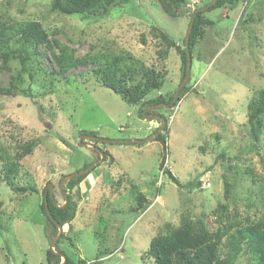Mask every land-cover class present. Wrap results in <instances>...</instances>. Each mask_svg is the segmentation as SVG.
I'll return each instance as SVG.
<instances>
[{"label": "rangeland", "instance_id": "374dc122", "mask_svg": "<svg viewBox=\"0 0 264 264\" xmlns=\"http://www.w3.org/2000/svg\"><path fill=\"white\" fill-rule=\"evenodd\" d=\"M49 3L0 0V20H39L50 36L74 47L76 55L90 49L120 51L147 66L162 64L165 83L147 97H167L175 90L180 76L178 54L171 48L160 58L148 29L153 23L181 44L189 14L173 19L151 0H132L112 7L106 16L85 18L52 12ZM195 4L193 0L188 6ZM205 13L213 24L205 28L194 48L191 88L174 106L146 109L145 115L158 112L166 117V149L154 138L138 144L110 142L149 138L160 121L139 117L138 106L102 86L85 70L90 66L74 68L66 77L56 76L52 93L43 94L42 87L26 74L21 87H29L26 93L31 96L0 93V146L13 155L17 143L36 141L32 152L22 158L18 177L35 191L19 198L1 179L0 170V223L6 227L0 231V264H47L45 250L52 236L44 229L45 217L39 208L42 193L50 183L61 205L65 177L85 163L90 166L96 161V166L84 172L89 171L71 192L76 214L70 227L64 226L58 246L74 260L96 259V264H153L143 256L150 239L166 227L164 223L175 226L185 214L204 213L212 229L211 211L222 200L224 177L231 181L232 195L243 210L249 195L264 192V183L252 184L244 171L251 167L254 174H264V129L256 149L251 148L245 109L251 92L264 88V0ZM249 14L251 20L239 23ZM42 59L49 69L48 56ZM18 68L13 60L9 71H0L1 87H7L9 74ZM81 71L87 72L80 75ZM83 130L96 133L81 134ZM101 149H107L114 162L109 157L108 162L102 160ZM112 180H119L117 190L110 185ZM138 192L148 200L143 211L132 208ZM236 264H245L244 258Z\"/></svg>", "mask_w": 264, "mask_h": 264}, {"label": "trees", "instance_id": "16d2710c", "mask_svg": "<svg viewBox=\"0 0 264 264\" xmlns=\"http://www.w3.org/2000/svg\"><path fill=\"white\" fill-rule=\"evenodd\" d=\"M130 1L132 0H50L49 9L62 15L79 14L85 18L103 17L109 14L112 7ZM151 1L158 4L168 17L176 19L189 14L190 21L193 10L204 6L210 0H196L197 4L194 7L188 6L193 0ZM249 1L215 0L206 9H201L194 14L188 38L191 68L194 58V48L203 37L205 28L213 24V20L208 18L205 12L222 7L233 8L240 2L247 4ZM249 20H251L250 14L249 18H243L239 23H247ZM148 34L151 38L155 39L156 50L160 58H165L171 48L175 49L178 54L180 76L176 85L177 87L183 80L186 69L187 57L184 37L181 40V44H178L165 30L153 23L149 25ZM141 37L142 43H145L144 36L142 35ZM75 52L76 49L74 47L50 36L47 29L39 20L15 19L12 17H7L5 21L0 20V71H9L10 62L13 60H16L19 64V68L9 74L7 87L0 86V93L10 95L21 92L28 97L31 96L30 93H26L29 91V87H21L25 74L31 82L38 83L42 87L43 94L49 91L52 93L55 90L54 83L56 76L66 77L67 73L74 68L90 66L89 69L85 70L91 72L102 86L112 90L127 104L138 106L137 114L139 117H144L143 109L145 107L163 102L169 103L174 96L175 90L167 97L163 94L147 97V94L151 90L160 89L165 83V71L162 69V64L160 68L147 66L141 59L128 52L124 54L120 51L117 53L109 51L95 52L91 51V49L82 55H76ZM45 55L49 58V69L43 66L42 57ZM87 71H81L79 74L81 75ZM35 76H37V80ZM190 88L191 79L189 74L187 82L179 90L177 99L172 106L185 96ZM40 94L43 95L42 93ZM245 109L246 122L249 126L248 133L251 139L250 147L256 149V143L259 141L260 133L264 129L263 87L254 89L251 92ZM162 117L164 118L165 127L156 135L154 140H159L166 149L167 145H165V142L168 126L166 117ZM158 127H155L153 132ZM95 133V131H81V134ZM134 144L138 143L135 142ZM35 145V140L17 143L13 155H8L5 149L0 146L1 179L5 181L8 189L19 198L28 190L35 191L33 185L30 183L23 185L18 179L22 158L30 154ZM101 151L103 154L102 160L107 161L109 157V160L114 162V157L107 149H101ZM97 158H99V155H97ZM163 162L164 158H162L161 164ZM89 164H83L81 168L76 169L75 173L82 171ZM95 166L96 164L91 169ZM230 168V166H227V169ZM244 171L250 174L252 184L261 186L264 183V174L259 176L254 174L251 167H247ZM166 172L172 181L177 183L173 174L169 170ZM88 173L89 171L73 176L65 182L62 189L63 192L61 191L63 197L62 206H59L60 204L55 201L52 193L51 197L46 192V209L44 192L42 193V201L39 204V208L45 217L44 229L46 233L48 236H52L53 239L58 230L54 222L56 221L62 227L61 235L54 245L45 250V261L47 264L97 263L96 259L89 262H85L80 258L74 260L58 246V242L64 237V226H68L69 228L70 221L76 214V201L73 199L71 192L74 189H78L80 181ZM64 176V174H61L60 177ZM119 184V180L110 181L111 186H116L114 190L118 189ZM223 187L222 200L218 201L215 208L211 211L213 219L212 229L206 224L204 213H200L198 216L182 215L179 223L175 226L168 222L164 223L166 227L150 239L148 248L143 256L151 258L153 264H236L241 258H244L245 264H264L263 190L249 195L248 202H244L243 210L235 201L232 195L233 185L226 177L223 179ZM65 191L67 192L66 201L63 194ZM147 204L148 200L145 195L138 192L134 197V206L132 208H140L143 211ZM3 229H6V227L0 223V231ZM59 253L64 255V260H61Z\"/></svg>", "mask_w": 264, "mask_h": 264}, {"label": "water", "instance_id": "95a60500", "mask_svg": "<svg viewBox=\"0 0 264 264\" xmlns=\"http://www.w3.org/2000/svg\"><path fill=\"white\" fill-rule=\"evenodd\" d=\"M215 0H210L207 4H205L204 6L202 7H197L193 10V14L191 16V19L189 21V24H188V27L186 29V32H185V35H184V45H185V49H186V57H187V61H186V69H185V75H184V78L183 80L181 81V83L176 87L175 91H174V96L172 98V100L169 102V103H158V104H153V105H149L147 107H145V109L143 110V114L145 115L146 113V109L147 108H157V107H160V106H172L173 103L176 101L177 99V96H178V93H179V90L185 85V83L187 82L188 80V77H189V74H190V68H191V59H190V52H189V49H188V38H189V33H190V30H191V27H192V24H193V16L196 12L200 11L201 9H206L210 3L214 2ZM147 119H151L152 117H157L160 121V125L158 127V129L153 133L152 136H150L149 138H146V139H143V140H137V139H128V140H112L110 142H114V141H120V142H124V143H133V142H144V141H149V140H152L153 138L156 137V135L162 130V127L164 125V118L158 114H153V115H146ZM91 145V144H90ZM100 151V150H99ZM101 154V158H102V153ZM96 161H94L90 166H88L85 170L81 171V172H78V173H74V174H68L65 178L66 179H69L73 176H76V175H80V174H83L85 171H87L92 165L95 164ZM51 187L52 185L49 183L48 186H47V189L44 191V199H45V207L47 209V199H46V192H48V194L52 197L51 195ZM65 195V194H64ZM65 201H66V195H65ZM59 206H62L59 205ZM48 212V210H47ZM49 214V212H48ZM50 215V214H49ZM52 221H54V219L52 217H50ZM56 225H57V234L56 236L49 242V245L50 247L53 246V244L55 243V241L59 238V236L61 235V232H62V227L59 223H57L56 221L54 222ZM59 255L63 258L64 260V255L62 253H59Z\"/></svg>", "mask_w": 264, "mask_h": 264}, {"label": "flooded vegetation", "instance_id": "af4514ba", "mask_svg": "<svg viewBox=\"0 0 264 264\" xmlns=\"http://www.w3.org/2000/svg\"><path fill=\"white\" fill-rule=\"evenodd\" d=\"M146 114V113H145ZM153 114H158V115H161L162 116V114H160V113H158V112H155V113H151V115H153ZM146 116V115H145ZM155 118H157V117H155ZM158 119V118H157Z\"/></svg>", "mask_w": 264, "mask_h": 264}]
</instances>
